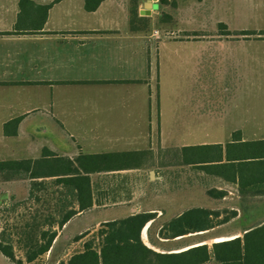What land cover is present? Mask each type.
Wrapping results in <instances>:
<instances>
[{
	"label": "crops",
	"instance_id": "1",
	"mask_svg": "<svg viewBox=\"0 0 264 264\" xmlns=\"http://www.w3.org/2000/svg\"><path fill=\"white\" fill-rule=\"evenodd\" d=\"M19 1L0 0V244L15 257L8 262L0 251V264H22L16 257L25 256L28 264H68L85 251L99 255L112 238L107 224L139 214L150 216L129 240L143 248L125 244V264H220L209 250H192L191 237L207 229L172 227L188 209L207 208L190 206L185 189L168 178L197 166L237 191L264 193L250 171L252 162L264 161V0H150L157 7L149 16L139 15L147 0H103L94 11L85 0H31L50 4L38 30L17 26ZM210 5L215 24L207 31H221L217 39L155 36L157 10L206 17ZM133 12L149 21L148 30L137 19L131 24ZM178 45L183 54L169 51ZM211 63L216 79L235 82L223 90L231 100L215 107ZM208 129L231 131L211 142ZM209 145L221 146V161L207 163ZM16 161L34 165L18 175ZM228 162L249 163L237 174L209 167ZM49 235L48 249L28 259Z\"/></svg>",
	"mask_w": 264,
	"mask_h": 264
},
{
	"label": "rangeland",
	"instance_id": "2",
	"mask_svg": "<svg viewBox=\"0 0 264 264\" xmlns=\"http://www.w3.org/2000/svg\"><path fill=\"white\" fill-rule=\"evenodd\" d=\"M157 1L160 2V0ZM176 1L180 2L182 0ZM183 2L188 3L189 0H184L180 2L179 5L183 4ZM191 3L193 4V2ZM213 7L215 6L210 5V9H208V15L206 17H202L196 11L193 12L191 10L188 16H184L183 12L180 13L179 11H177V17L173 18L172 16H168L167 14H165L162 9L161 11L157 10L158 15L155 20H153V23L158 32L154 31V34L155 36H157V38L161 39V41L168 40L172 42H183L199 41L201 39L215 40L217 39L216 36L219 35V33H223L221 31H207L209 30V28H207L206 25L215 24V18L212 15ZM135 22L134 23L136 24V26H140L143 31H146L145 29L148 30L149 21L147 19H144V21L142 20V23H139V21ZM189 25L193 26L194 28L189 27ZM178 26L191 29L181 31L178 29ZM231 37H224V39L242 38ZM179 46L180 45L176 47L177 49L174 48L173 50L171 48L172 50L169 49V51H172L176 54H183V52L186 50L180 49ZM188 50L194 51L196 49L193 48ZM211 64L213 69H209V107H215L216 104H221V100H225V103L231 100L230 99L226 101L230 97H223V90L225 88L229 90L232 89V87L235 86V82L233 78H228L226 80L216 79L215 63ZM182 68L185 69L186 66H182ZM163 84L164 93L168 94L170 90L168 82H166L165 79L163 80ZM217 88L218 90H216ZM228 107L231 109L232 107H235V104L232 106L229 105ZM230 131L231 130L228 129H208L209 141H225L227 139L226 137L230 135ZM188 168L191 170L190 174H186L185 176L178 175L176 179L168 178V180L173 186H176V188L178 187V190H183V188L185 189V192L183 194L187 197V203H189L190 206L206 207L207 209L205 210H210L211 213L206 215L200 214V212H197L195 210L187 211L184 217H181L175 223L180 226L186 224V226L190 227L193 232H195V230L198 228L213 226V228L207 229L204 234L192 236V243H196L199 241L206 242L209 254L213 256V242L216 241V239L229 236H237L242 239L245 232L264 222V193H259L260 196L248 195V192L237 191L234 185L226 183L215 176L204 175L203 171H199L200 169H198L197 166ZM214 189L222 190V194L224 195L221 198L215 197L213 192H210V190ZM252 189L257 190L256 187L250 188L249 190ZM177 212H179V210L175 213ZM4 256L6 257L5 259L10 262L9 260L11 259L5 254ZM35 257L36 256H34L32 259H35ZM16 258V260H21L22 264H28L26 256ZM66 258L67 257H65V259ZM34 264H44V261L39 260Z\"/></svg>",
	"mask_w": 264,
	"mask_h": 264
},
{
	"label": "trees",
	"instance_id": "3",
	"mask_svg": "<svg viewBox=\"0 0 264 264\" xmlns=\"http://www.w3.org/2000/svg\"><path fill=\"white\" fill-rule=\"evenodd\" d=\"M60 0H55L54 2H57ZM103 0H85L84 7L87 11H94L97 9V7L100 5V3ZM161 3H166L167 0H160ZM53 2V3H54ZM50 4L48 5H39L31 0H20L19 1V16L17 20V26L21 25H30L32 29L38 30L42 27V25L45 22L47 10L49 9ZM134 19H137L135 21H139V23H142V20L144 21V17L138 18L136 16V12H133V17L131 18V24L134 22ZM221 26H224L223 24H219ZM228 33L227 31H225ZM243 33V32H241ZM246 33V32H245ZM236 136V133L233 134V137ZM192 148V147H191ZM190 148V149H191ZM209 151H207V163L211 162H219L222 158V149L220 145H209L208 146ZM193 158L191 160L197 161V158H194V156H198L196 154H192ZM191 163H196V162ZM228 161H230V156L228 157ZM243 163H249V162H228L225 164H209V167L215 166L214 168H228V171H232L233 174H237V171H242L243 169H239V166ZM31 164L34 165V162L31 161H16L15 165V173H25L28 172L32 167ZM80 164V162H79ZM4 163H0V169H2V166ZM252 167L250 168L251 171V182H264V161L256 160L251 163ZM71 171L77 172V168H73ZM32 174V173H31ZM219 174V173H217ZM241 175V174H240ZM239 179H242L239 178ZM240 186L242 187V183L240 182ZM79 198L80 191L78 190ZM259 192H253L252 194H256ZM217 196V195H216ZM82 208V204H81ZM197 211L200 212V214H210V210L205 209H199V208H191L187 211ZM185 211L183 214H181L179 217H184ZM150 215L148 214H139L134 217L120 220L116 222H112L110 224H107L108 232L110 235H112V238L109 237L105 239V243L107 245H103L100 249V254L98 255L97 252L94 250L85 251L83 254L74 255L71 257V259L68 261V264H125L126 262L123 261L124 259H127L123 254V250L126 248V246L130 247H141L139 242H136L137 245L133 244V241L130 242L129 239L131 237L139 234V231L141 227L143 226V223L149 218ZM68 218V216H67ZM179 218V219H180ZM176 223L172 224V227H175L174 229L176 232H180V225H177ZM213 228V226H208L206 228H198L197 230L202 229H210ZM105 229L100 230V234L105 233ZM48 235L47 233L43 234V239ZM53 235H49L48 238L45 240V242L41 245V247L34 252L31 256H29L28 259H32L35 255L38 253L45 252L48 247L51 244ZM115 238H117V242L115 241ZM120 243H123V245H120ZM126 244V246H125ZM9 248V247H7ZM6 247H2L0 244V251L5 254L7 257H9L12 261H15L14 256L8 251ZM192 250H200L203 251L205 254H207V246H197L193 247ZM212 253L216 261H218L220 264H264V222L257 225L256 227L249 229L245 234L243 235V238L236 237L231 240L227 241H221L217 243H213V249ZM193 259H198L197 257ZM100 259V261H99ZM208 258L204 259L202 258V262L207 260ZM19 263V262H18ZM62 264V263H60Z\"/></svg>",
	"mask_w": 264,
	"mask_h": 264
},
{
	"label": "water",
	"instance_id": "4",
	"mask_svg": "<svg viewBox=\"0 0 264 264\" xmlns=\"http://www.w3.org/2000/svg\"><path fill=\"white\" fill-rule=\"evenodd\" d=\"M157 5H153L150 0H147L144 5V9L139 11V15L141 16H149L151 14V10L156 8Z\"/></svg>",
	"mask_w": 264,
	"mask_h": 264
},
{
	"label": "bare ground",
	"instance_id": "5",
	"mask_svg": "<svg viewBox=\"0 0 264 264\" xmlns=\"http://www.w3.org/2000/svg\"><path fill=\"white\" fill-rule=\"evenodd\" d=\"M236 237H237V236H229V237H224V238L216 239V241H214L213 243H217V242H221V241L231 240V239H234V238H236ZM202 244H206V242L200 241V242L194 243V244H193V247H194V246H200V245H202Z\"/></svg>",
	"mask_w": 264,
	"mask_h": 264
}]
</instances>
